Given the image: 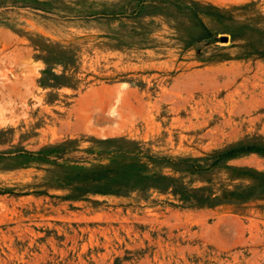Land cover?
<instances>
[{
	"label": "rangeland",
	"instance_id": "obj_1",
	"mask_svg": "<svg viewBox=\"0 0 264 264\" xmlns=\"http://www.w3.org/2000/svg\"><path fill=\"white\" fill-rule=\"evenodd\" d=\"M236 146L264 147V0H0V264H264Z\"/></svg>",
	"mask_w": 264,
	"mask_h": 264
},
{
	"label": "trees",
	"instance_id": "obj_2",
	"mask_svg": "<svg viewBox=\"0 0 264 264\" xmlns=\"http://www.w3.org/2000/svg\"><path fill=\"white\" fill-rule=\"evenodd\" d=\"M243 153H259L261 155L264 156V147H258V146H247V147H242V146H236L232 149H229L226 153H223V154H219L217 156V159L215 162L217 161H220L221 159H224V158H233L239 154H243ZM194 163V162H193ZM195 169H199V168H202L201 166H195V164H193ZM130 171V168L128 167L127 168H124L123 169V173L120 174L119 171L117 172H110L108 173L106 171V168H100L98 170H95V176H94V180H95V183L96 185L97 184H101L103 182H105V186L107 184H109V186L111 184H114V183H117V182H121L123 185L125 183H127L128 181H130V177H131V174L129 173ZM254 175V174H253ZM255 176V175H254ZM261 182L259 184V186L261 187V191H263L264 193V177L263 179H260ZM100 187V186H99ZM107 193H111V192H114L115 190H106Z\"/></svg>",
	"mask_w": 264,
	"mask_h": 264
}]
</instances>
